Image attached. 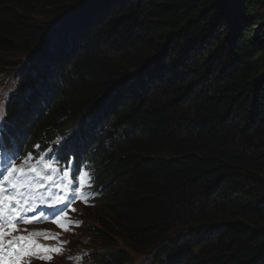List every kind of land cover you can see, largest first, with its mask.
I'll list each match as a JSON object with an SVG mask.
<instances>
[{
    "label": "trees",
    "instance_id": "trees-1",
    "mask_svg": "<svg viewBox=\"0 0 264 264\" xmlns=\"http://www.w3.org/2000/svg\"><path fill=\"white\" fill-rule=\"evenodd\" d=\"M19 64L8 132L106 181L89 264H264V0H0Z\"/></svg>",
    "mask_w": 264,
    "mask_h": 264
},
{
    "label": "snow or ice",
    "instance_id": "snow-or-ice-1",
    "mask_svg": "<svg viewBox=\"0 0 264 264\" xmlns=\"http://www.w3.org/2000/svg\"><path fill=\"white\" fill-rule=\"evenodd\" d=\"M3 110L0 108V119L3 118ZM31 159V156L28 157V160ZM27 163V161H25ZM47 168H51V165H45ZM55 171V169H52ZM37 169L33 167L31 172H36ZM79 172L78 176H75V173ZM7 173V174H5ZM17 173L23 174V168H17L14 163L11 162V157H9L3 164L2 170H0V176H2V181H0V264H19L20 258L25 254H32L26 252L27 244H35V241L30 240L26 236H14L12 239L6 240L5 237L11 235L15 231V224L21 220L25 224L33 223L32 219H24V215L28 212L35 213L36 209L22 205V202L25 199V194L23 191H17L24 186V181L21 176H18ZM73 178L78 181L80 189L90 188L91 175L87 171L80 170L78 167H73L70 172H65L64 180L67 182L66 186L73 185ZM7 186V193L5 187ZM93 195L92 192L87 190L78 191L79 199L82 202L87 203L89 197ZM75 198V196L73 197ZM67 197L64 201H57L59 203H65ZM18 205H21L18 207ZM55 207V206H53ZM63 212V209H60ZM75 211V209H71ZM55 218H51V222L56 224L57 227L61 228L63 231H68L70 227L73 226L72 221L66 219L65 215H58L54 213ZM36 222H39L38 220ZM78 226V222H75ZM7 229V231L5 230ZM32 235H45L46 239H58L57 236H52L50 234L44 233H33ZM66 243V242H61ZM36 248L40 252H56L61 253L62 249L59 247L46 248L44 245L36 244ZM11 250V251H10ZM38 254V253H37ZM41 260H49L51 257L46 255H39Z\"/></svg>",
    "mask_w": 264,
    "mask_h": 264
},
{
    "label": "rangeland",
    "instance_id": "rangeland-1",
    "mask_svg": "<svg viewBox=\"0 0 264 264\" xmlns=\"http://www.w3.org/2000/svg\"><path fill=\"white\" fill-rule=\"evenodd\" d=\"M56 21H57V22H56ZM54 23H55V24H54ZM54 23H52V24L56 25V23H58V19H57V18L55 19ZM52 24H51V25H52ZM51 25H50V26H51ZM251 27H253V25L245 26L243 29H247V28H251ZM12 54H14L13 57L16 56V53H15V52H13ZM9 56H10V55L8 54V52H6V54H5L4 57H5V58H8ZM17 56L19 57V55H17ZM13 57L11 58V61H13ZM5 58H4V59H5ZM19 66H20V64L14 66V67H11V66H10V67L8 68V70H10V69L17 70V68H18ZM5 76L9 79L7 73H5ZM10 82H11V80L9 79V80H8V83H10ZM12 86H13V88H15V80L12 81ZM154 249H156V248H154ZM154 251H155V250H152V251H146V252H143V253L131 252V260H130V262H129V263H124V264H131L132 261H133L132 264H134V263H136V262H144V263H146V264H150L151 262H150V259H149V255H153Z\"/></svg>",
    "mask_w": 264,
    "mask_h": 264
}]
</instances>
